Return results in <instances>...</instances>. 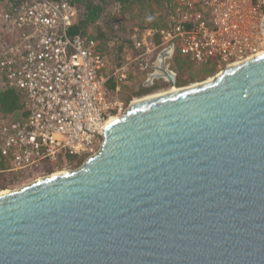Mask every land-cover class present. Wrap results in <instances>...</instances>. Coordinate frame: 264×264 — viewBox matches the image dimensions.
Masks as SVG:
<instances>
[{
  "label": "water",
  "instance_id": "obj_1",
  "mask_svg": "<svg viewBox=\"0 0 264 264\" xmlns=\"http://www.w3.org/2000/svg\"><path fill=\"white\" fill-rule=\"evenodd\" d=\"M173 55L145 87H178ZM180 88L131 103L80 168L0 194V264H264V54Z\"/></svg>",
  "mask_w": 264,
  "mask_h": 264
},
{
  "label": "built area",
  "instance_id": "obj_2",
  "mask_svg": "<svg viewBox=\"0 0 264 264\" xmlns=\"http://www.w3.org/2000/svg\"><path fill=\"white\" fill-rule=\"evenodd\" d=\"M4 3L10 8L0 9V25L11 42H0V70L8 87L22 91L25 116H1L0 173H16L19 181L96 154L108 120L125 112L118 85L136 77L135 68L145 83L166 49L191 64L217 58L226 66L264 51V0H173L161 42L134 28V56L116 66L97 40L72 32L77 10L67 0Z\"/></svg>",
  "mask_w": 264,
  "mask_h": 264
},
{
  "label": "trees",
  "instance_id": "obj_3",
  "mask_svg": "<svg viewBox=\"0 0 264 264\" xmlns=\"http://www.w3.org/2000/svg\"><path fill=\"white\" fill-rule=\"evenodd\" d=\"M4 1L9 0H0V9L8 10L10 8V3L5 4ZM68 3L74 6L77 10V21L72 27L73 33L81 34L82 36L91 37L99 42V48L101 53L103 52L107 55L105 51L106 45L109 43L110 35L114 34V29L112 26H109L108 31H104L103 27H100L98 24L102 19V14L104 12V7L107 3V0H67ZM114 5H116V9L121 12V16L125 19L130 20V22L136 25H139L136 21L139 18V15L142 12H147L151 15L152 21L148 24V28L158 29L159 31H163L169 28L170 25V11L172 10L173 0H112ZM121 18V17H120ZM122 19V18H121ZM99 25V26H98ZM95 26V31L97 35H94L90 32L91 27ZM118 33V32H115ZM109 35V36H108ZM161 38L158 37V43H160ZM131 40V39H130ZM11 42V38L6 32L2 29L0 25V42ZM129 41V43H131ZM133 44V43H132ZM122 48L120 49V51ZM181 56H175L174 68L177 70H183L184 66L188 62L182 61ZM124 60H121L119 64L124 63ZM219 65V61L217 58L209 59L206 64L204 63L205 71L203 72L204 76H208L211 73H214L217 70ZM186 71V70H185ZM5 75L2 70H0V116L8 118L10 120H19L23 119L25 116L24 113V95L22 91L17 90L12 87H8L5 84ZM157 83V82H156ZM133 86V85H132ZM135 86V87H134ZM132 88H127L130 95H142L152 91L153 87H145L144 81L139 84L136 83ZM178 86H181L180 81H178ZM116 87L115 80H112L108 88L114 89ZM123 98V96H122ZM128 98V97H127ZM84 157H72L71 165L76 166L81 161H84ZM6 168L5 161L0 159V171ZM20 176L16 173H0V179L2 183L13 182L15 180H19ZM6 185H3L1 188L4 189Z\"/></svg>",
  "mask_w": 264,
  "mask_h": 264
},
{
  "label": "rangeland",
  "instance_id": "obj_4",
  "mask_svg": "<svg viewBox=\"0 0 264 264\" xmlns=\"http://www.w3.org/2000/svg\"><path fill=\"white\" fill-rule=\"evenodd\" d=\"M116 8L117 7H116V5H114L112 0H107V3L104 7V12L102 14V19L98 23L100 25V27H103V30L106 32L108 31L109 26H112L114 31L118 32V33L114 32V34H112L110 36L108 35L110 37V39H109V43L106 45L105 51H104L107 54L106 56H107L108 62L111 66L119 65L121 60H124V59L126 60L127 58L134 56L133 44H132V42L129 43V41H131L130 37H131V34L133 33L134 28H139L140 31L145 36H147L148 40L152 43L158 44L157 40H155V39L160 37V34H158V32L160 33V31L158 29L148 28L149 27L148 24L152 21V17L147 12H142L139 15V18L136 20L139 25H136L134 23L132 24L130 22V20L123 18L121 16V12L118 11ZM150 31L152 33L149 35L148 32H150ZM90 32L93 33L94 35H97L96 31H95V26L91 27ZM160 42H161V40H160ZM121 48H122V50L120 51ZM177 56H179V55H177ZM181 60L185 61L184 58ZM170 63H171V69H173L177 74V85H178V81H180L181 86H178V87H186V86H189V85H192L195 83H200L202 81H205V80L212 78L213 76L217 75L218 73H220L222 70H224L227 67L225 64L218 65L217 70L214 73H211L206 77L203 74V72L205 71V68H207L206 66L204 67V63H202V64H200V63H197V64L186 63L185 65H183L184 66L183 70H180V68L177 70L176 67L174 68V64H175L174 59H172L170 61ZM135 69L138 70L136 77H131L128 82H122L118 85L119 91H118L117 95H118L119 100L124 103L125 110L129 107V105L131 104V102L133 100H135L139 97H144V96H148V95H155L158 93L169 91L171 89L168 84L163 83V82H157V83H155L156 86L152 89L151 92L146 93V94H142V95L131 96L126 87L132 88L136 83L139 84V81L143 82L146 79L145 73L143 74L142 72H140V69H138V68H135ZM122 96H123V98H122ZM122 115L123 114L119 115V117ZM0 121H1V116H0ZM79 158H81V157H79ZM84 162H85V160L81 161L76 166H73V165L61 166L57 169V171L55 173L63 172V171L76 170V169L80 168ZM55 173H49V174L39 173V174L34 175L33 177H30L26 180L25 179L20 180V181L15 180L13 182H7V183H2V181L0 179V193L3 190L4 191L5 190L13 191V190L19 189L24 185H28L30 183H33L38 179L49 177ZM3 185H6V187L4 189L1 188Z\"/></svg>",
  "mask_w": 264,
  "mask_h": 264
},
{
  "label": "bare ground",
  "instance_id": "obj_5",
  "mask_svg": "<svg viewBox=\"0 0 264 264\" xmlns=\"http://www.w3.org/2000/svg\"><path fill=\"white\" fill-rule=\"evenodd\" d=\"M262 54H264V51H262V52H260V53H258L257 55H262ZM256 55H254V56H252V57H249V58H253V57H255ZM240 63V62H239ZM234 64H237V63H234ZM230 65H233V64H230ZM195 86V85H198V83L197 84H192V85H189V86ZM170 90L169 91H166V92H162V93H158V94H155V95H148V96H144V97H139V98H137V99H135V100H133L131 103L133 104V103H138V102H140V101H144V100H148V99H151V98H154V97H158V96H163V95H166V94H170V93H174V92H177V91H180L181 90V88L180 87H176V86H170ZM122 116H120L119 117V115H115V116H112L109 120H108V122H107V124H109V123H111V122H113V121H116V120H118V119H120ZM68 172H70V171H63V172H58V173H55V174H53L54 176H57V175H63V174H65V173H68ZM53 175H51V176H53ZM51 176H49V177H51ZM45 178H47V177H45ZM42 179H44V178H42ZM14 191V190H13ZM8 192H10V190H3L0 194H4V193H8Z\"/></svg>",
  "mask_w": 264,
  "mask_h": 264
},
{
  "label": "crops",
  "instance_id": "obj_6",
  "mask_svg": "<svg viewBox=\"0 0 264 264\" xmlns=\"http://www.w3.org/2000/svg\"><path fill=\"white\" fill-rule=\"evenodd\" d=\"M173 70V69H172Z\"/></svg>",
  "mask_w": 264,
  "mask_h": 264
}]
</instances>
